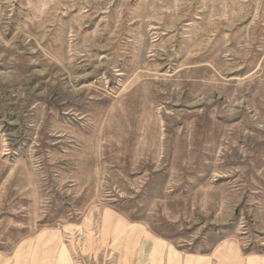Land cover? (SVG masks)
<instances>
[{"label":"rangeland","instance_id":"374dc122","mask_svg":"<svg viewBox=\"0 0 264 264\" xmlns=\"http://www.w3.org/2000/svg\"><path fill=\"white\" fill-rule=\"evenodd\" d=\"M0 264H264V0H0Z\"/></svg>","mask_w":264,"mask_h":264}]
</instances>
